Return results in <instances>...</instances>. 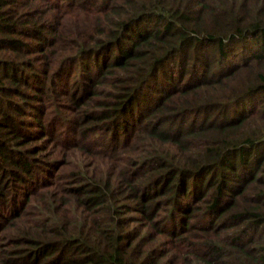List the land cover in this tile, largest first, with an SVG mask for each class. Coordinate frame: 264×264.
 Here are the masks:
<instances>
[{
	"label": "trees",
	"instance_id": "1",
	"mask_svg": "<svg viewBox=\"0 0 264 264\" xmlns=\"http://www.w3.org/2000/svg\"><path fill=\"white\" fill-rule=\"evenodd\" d=\"M0 264H264V0H0Z\"/></svg>",
	"mask_w": 264,
	"mask_h": 264
}]
</instances>
